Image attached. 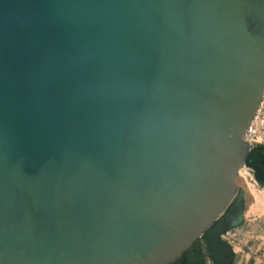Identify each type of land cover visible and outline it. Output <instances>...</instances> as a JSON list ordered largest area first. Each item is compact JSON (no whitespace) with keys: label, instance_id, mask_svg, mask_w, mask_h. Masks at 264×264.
Here are the masks:
<instances>
[{"label":"water","instance_id":"obj_1","mask_svg":"<svg viewBox=\"0 0 264 264\" xmlns=\"http://www.w3.org/2000/svg\"><path fill=\"white\" fill-rule=\"evenodd\" d=\"M263 92L264 0H0V264H232Z\"/></svg>","mask_w":264,"mask_h":264},{"label":"rangeland","instance_id":"obj_2","mask_svg":"<svg viewBox=\"0 0 264 264\" xmlns=\"http://www.w3.org/2000/svg\"><path fill=\"white\" fill-rule=\"evenodd\" d=\"M242 169L252 173L246 167ZM251 175V183L258 190H263L255 182L253 173ZM236 183L244 190L246 201L243 223L224 236L234 251L232 264H264V211L256 205L247 182L241 175H237Z\"/></svg>","mask_w":264,"mask_h":264},{"label":"built area","instance_id":"obj_3","mask_svg":"<svg viewBox=\"0 0 264 264\" xmlns=\"http://www.w3.org/2000/svg\"><path fill=\"white\" fill-rule=\"evenodd\" d=\"M243 139L249 142L251 151L264 146V92L254 117L245 130Z\"/></svg>","mask_w":264,"mask_h":264},{"label":"trees","instance_id":"obj_4","mask_svg":"<svg viewBox=\"0 0 264 264\" xmlns=\"http://www.w3.org/2000/svg\"><path fill=\"white\" fill-rule=\"evenodd\" d=\"M262 151H264V146L255 148L251 151L247 161L251 162L257 160L260 157ZM258 183L260 185H264V182L259 180ZM172 264H206L205 256L199 242H195L181 258Z\"/></svg>","mask_w":264,"mask_h":264},{"label":"bare ground","instance_id":"obj_5","mask_svg":"<svg viewBox=\"0 0 264 264\" xmlns=\"http://www.w3.org/2000/svg\"><path fill=\"white\" fill-rule=\"evenodd\" d=\"M240 170H239L240 173H238V175H241L245 179V181L247 182V185L249 187L250 193H251V195L253 196V198L255 200L256 205L258 207H260L264 211V188H263V190H258L254 186V184L251 183V179H252V175L251 174L252 173H250V171H244L243 169L241 171Z\"/></svg>","mask_w":264,"mask_h":264},{"label":"flooded vegetation","instance_id":"obj_6","mask_svg":"<svg viewBox=\"0 0 264 264\" xmlns=\"http://www.w3.org/2000/svg\"><path fill=\"white\" fill-rule=\"evenodd\" d=\"M249 164L254 167L257 166L263 171V178H264V151L261 152L260 157L257 160L249 162ZM256 174V172H254ZM201 249L203 251V254L205 256L206 264H216L210 256L208 247L206 246V237L205 235L198 241ZM211 259V260H210Z\"/></svg>","mask_w":264,"mask_h":264}]
</instances>
